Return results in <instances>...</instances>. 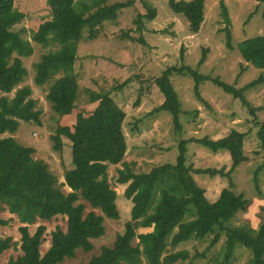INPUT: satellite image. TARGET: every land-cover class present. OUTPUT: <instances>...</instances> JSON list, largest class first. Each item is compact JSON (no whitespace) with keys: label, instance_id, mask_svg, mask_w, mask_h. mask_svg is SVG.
I'll return each mask as SVG.
<instances>
[{"label":"trees","instance_id":"trees-1","mask_svg":"<svg viewBox=\"0 0 264 264\" xmlns=\"http://www.w3.org/2000/svg\"><path fill=\"white\" fill-rule=\"evenodd\" d=\"M254 1L264 4V0ZM46 3L51 19L39 26L32 41L38 45L55 44L57 49L42 55L34 64L33 83L45 87L52 82L47 87L45 100L54 113L68 116L75 108L79 92L74 70L79 42L86 32L89 39H94L104 22L114 21L117 12L132 3L103 7L99 3L88 6L80 0H46ZM166 3L171 12L184 17L191 33L199 31L203 22V0H166ZM143 4L147 13L138 15V19L153 20L155 9ZM94 7L97 8L90 12ZM223 15L227 16L226 11ZM23 18V13L13 9L11 1L0 0V211L6 209L24 224L18 228L22 254L3 264H62L65 259L73 258L77 250L91 251L92 241L104 236V219H119L117 194L108 179V168L119 164L123 169L117 170L116 183L127 185L124 195L132 203L130 220L113 246L102 247L86 264H196L195 261L205 258L206 252L222 237L224 248L213 264H231L239 247L248 252L249 264H264V209L257 228L232 225L231 221L248 205L242 194L230 189L232 182L229 189H222L217 200L210 203L204 189L192 178V174L229 178L239 165L248 161L243 152L244 134L238 131L232 130L217 140L181 141L175 165L166 164L148 173L134 174L131 165L123 162L127 150L124 112L108 93L92 94L90 102L97 104L95 109L87 116L78 114L72 128L58 126L50 137L55 152L62 150L63 140L71 144L73 168L65 171L63 183L58 182L43 161L34 159L33 148L22 146L11 137H2L5 133H15L21 121L41 126V110L31 96V88L23 85L28 72L22 58L31 56L33 47L13 30ZM229 38L227 32L228 44ZM237 51L245 63L264 70V36L240 42ZM183 70L194 76L196 84L200 80H211L244 106L247 102L242 91L264 83V75H260L244 89H234L188 68L166 69L155 79L164 97L157 111L169 112L177 128L181 109L169 77ZM258 110L264 112V101ZM250 113L254 115V110L250 109ZM256 135L264 151V121ZM189 142L200 144L212 153L228 152L230 169L227 172L191 170L185 165ZM64 186L69 192L62 191ZM82 202L87 203L91 211L86 213ZM58 216L65 218L66 229L63 231L57 226L51 233L50 247L41 254L45 227L38 226L30 234L28 225ZM7 225L8 220L0 219V227ZM138 228L151 231L137 234ZM210 236L202 253L191 256L186 250L174 251L192 239L202 241ZM135 239L138 242L133 245ZM10 242V238L0 239V255L10 248Z\"/></svg>","mask_w":264,"mask_h":264},{"label":"rangeland","instance_id":"rangeland-1","mask_svg":"<svg viewBox=\"0 0 264 264\" xmlns=\"http://www.w3.org/2000/svg\"><path fill=\"white\" fill-rule=\"evenodd\" d=\"M80 1L88 6L94 3H99L101 7L114 3L132 5L118 11L114 21L104 22L94 39H89L86 32L79 42L74 64L78 97L72 113L60 116L51 110L45 100L47 87L52 82L45 87H37L33 83L34 64L42 55L57 49L55 44L38 45L32 41L39 26L51 19L50 9L46 0H11L13 9L24 15L13 30L33 47V54L22 58L28 72L23 85L31 88V96L42 114L41 126L21 121L15 133H5L2 137H11L18 144L33 148L34 159L43 161L58 182L63 183L65 171L73 168L71 144L63 140L62 150L55 152L50 137L58 126L72 128L78 114L87 116L95 109L97 104L90 102L92 94L108 93L124 112L123 133L127 150L123 162L131 165L134 174L148 173L166 164L175 165L181 141L217 140L232 130L238 131L244 134L243 152L248 161L239 165L229 178L207 174H192V178L204 189L210 203L217 200L222 189H229L232 182L230 189L242 194L248 205L231 224L257 228L264 209V151L256 135L264 121V112L258 110L264 101V83L247 89L244 87L264 75V70L245 63L237 45L246 39L264 36V4L254 0H203V22L197 33H191L184 17L171 12L166 0ZM144 2L155 9L153 20L138 19V15L147 13ZM96 8H90V12ZM223 11H226V17ZM168 68H188L199 76L218 79L234 89H244L242 95L247 105L226 94L211 80H200L196 84L194 76L187 71L173 72L169 80L181 109L177 128L169 112L157 111L164 97L155 85V79ZM250 109L254 110V115ZM186 148L185 165L191 170L227 172L231 167L226 151L212 153L195 142L187 143ZM118 169H123L122 164L110 166L108 179L117 194L119 219H104V236L92 241V250L87 253L77 250L73 258L65 259L62 264H86L100 253L102 247H112L116 237L123 233L125 223L130 220L132 203L124 195L127 185L116 183ZM62 191L67 193L69 189L64 186ZM82 203L86 213L91 211L87 203ZM0 219L8 220L7 226L0 227V239H11L10 248L0 255V264H3L22 254L18 228L24 224L6 209L0 211ZM38 226L45 227L44 240L39 249L44 254L50 247L51 233L57 226L65 231L66 221L60 216L49 221L37 220L28 225L29 233L33 234ZM150 231L149 228H138L136 233ZM211 237L202 241L192 239L174 251L186 250L191 256L202 253ZM224 241L222 237L206 252L205 258L195 261L196 264H213L224 248ZM137 242L135 239L132 244ZM249 258L248 252L239 247L231 264H249Z\"/></svg>","mask_w":264,"mask_h":264},{"label":"water","instance_id":"water-1","mask_svg":"<svg viewBox=\"0 0 264 264\" xmlns=\"http://www.w3.org/2000/svg\"><path fill=\"white\" fill-rule=\"evenodd\" d=\"M7 1H11V0H7Z\"/></svg>","mask_w":264,"mask_h":264}]
</instances>
